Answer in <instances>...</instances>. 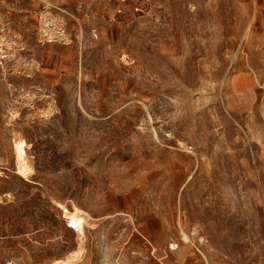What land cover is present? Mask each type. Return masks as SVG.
I'll return each mask as SVG.
<instances>
[{"label":"rangeland","instance_id":"1","mask_svg":"<svg viewBox=\"0 0 264 264\" xmlns=\"http://www.w3.org/2000/svg\"><path fill=\"white\" fill-rule=\"evenodd\" d=\"M81 248L264 264V0H0V264Z\"/></svg>","mask_w":264,"mask_h":264},{"label":"bare ground","instance_id":"2","mask_svg":"<svg viewBox=\"0 0 264 264\" xmlns=\"http://www.w3.org/2000/svg\"><path fill=\"white\" fill-rule=\"evenodd\" d=\"M247 84H249V77L247 76H243L239 79H236L233 82L232 87H233V97L235 102L237 103L241 102L242 100L241 97H243V93L245 91V87L247 86ZM27 146L28 143H26L25 140L23 139L16 138L14 140L13 147H14V154L17 165V173L26 179L34 173L31 164L27 159V151H26ZM59 206L63 209L64 220L66 221L67 225L77 233L79 244L81 245L84 240V228L89 223V216L85 211L81 210L76 206H74L72 211L63 207L61 204H59ZM183 239L189 241V237L185 233L183 234ZM176 247H177L176 244L171 245L172 249H175ZM82 250L83 248H81L78 251H75L73 256L68 257L66 259H57L53 261L51 264H71L72 262L79 260V255L81 254Z\"/></svg>","mask_w":264,"mask_h":264},{"label":"built area","instance_id":"3","mask_svg":"<svg viewBox=\"0 0 264 264\" xmlns=\"http://www.w3.org/2000/svg\"><path fill=\"white\" fill-rule=\"evenodd\" d=\"M125 1H126V0H120V2L123 3V4L125 3ZM118 11H119V12H122V8L120 7V8L118 9Z\"/></svg>","mask_w":264,"mask_h":264}]
</instances>
